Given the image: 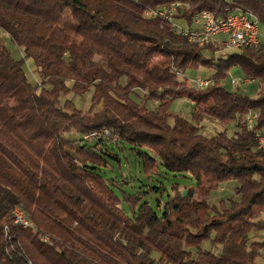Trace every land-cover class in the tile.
<instances>
[{
  "label": "trees",
  "instance_id": "1",
  "mask_svg": "<svg viewBox=\"0 0 264 264\" xmlns=\"http://www.w3.org/2000/svg\"><path fill=\"white\" fill-rule=\"evenodd\" d=\"M172 4L185 28L205 12L250 14L260 45L217 59L145 16ZM201 68L216 77L199 90L186 74ZM236 70L255 98L221 86ZM90 94L88 112L66 99ZM205 124L220 129L204 136ZM262 138L264 0H0V264H264ZM127 151L136 188L103 176ZM171 178L196 189L169 192ZM224 187L235 198L196 200ZM16 209L33 228L15 225Z\"/></svg>",
  "mask_w": 264,
  "mask_h": 264
},
{
  "label": "rangeland",
  "instance_id": "2",
  "mask_svg": "<svg viewBox=\"0 0 264 264\" xmlns=\"http://www.w3.org/2000/svg\"><path fill=\"white\" fill-rule=\"evenodd\" d=\"M3 40H4V44L6 45L7 49L11 52L13 58L15 60H22V51L9 39V37L4 35ZM217 50H218V53L215 56V58L217 59L225 55H233L236 53L234 51L226 52L221 49L220 50L217 49ZM25 70H26L27 76L30 79V81L32 83H37L39 78L37 77L36 69L32 61H26ZM215 77H216V72L214 69L201 68L198 71H189L186 74V78L192 84H194V82H196L197 80L208 81L210 79H214ZM233 81L240 82L238 86L239 88L233 84ZM244 81H245V78L243 74L239 70H236L228 75V77L221 83V86L228 92L245 94L247 96H251L252 98H255L256 95H258L260 91L259 84H252V86H248L244 84ZM66 99L72 100L77 110L79 111L88 112L91 108V94L85 96L84 98H78V97H74L73 95H71V96L66 97ZM173 110L176 113L182 114L184 116H188L191 111V107L187 101H181L174 105ZM215 127L216 128H213V126L205 124V129H204L205 133H203V135L210 136L214 134L216 130L220 129L218 126H215ZM66 139L71 142H79L81 140V137H79L75 133H71L66 136ZM120 158L122 160L121 169L119 168L117 164L112 163V167L106 170L103 176L106 179H118V180L121 179L122 174L124 175V177L131 176L134 179V183L132 184V186H135V188L138 187L140 185V180H144V179L141 177L140 170L137 168L134 156L131 154V152L127 151L125 152L124 155L121 154ZM174 185H179L180 188L183 190H195L196 189L195 182L191 180L171 178L165 182V186L169 192L172 190V186ZM233 198H235L233 195V190L229 187H224L221 190H219L217 194H211L207 198L199 193L196 194L197 201L205 200L209 205L216 204L220 200L227 201ZM155 201L156 200L152 201L153 208H155ZM125 210L128 214L130 213L127 207H125ZM203 249L215 254L218 257L222 255V250H220V248L213 247L211 243H205L203 245Z\"/></svg>",
  "mask_w": 264,
  "mask_h": 264
},
{
  "label": "built area",
  "instance_id": "3",
  "mask_svg": "<svg viewBox=\"0 0 264 264\" xmlns=\"http://www.w3.org/2000/svg\"><path fill=\"white\" fill-rule=\"evenodd\" d=\"M181 8V4H172L160 11L148 12L145 16L151 21H156L158 18H166V22H172L171 32L175 36L188 42H195V46H212L226 52L234 51L237 53L245 48L256 49L260 45V26L250 14H229L224 18H217L212 14H201L194 19L191 28H185L175 21L178 10ZM194 84L199 90H202L213 85V81L197 80ZM233 84L238 87L240 82L233 81ZM244 84L250 86L253 83L245 80ZM256 117L257 115L253 114L249 120L250 130H252V122ZM260 142L263 146L264 138ZM15 223L19 227L29 229L26 222L22 221V218L17 213ZM44 242H47V239Z\"/></svg>",
  "mask_w": 264,
  "mask_h": 264
},
{
  "label": "bare ground",
  "instance_id": "4",
  "mask_svg": "<svg viewBox=\"0 0 264 264\" xmlns=\"http://www.w3.org/2000/svg\"><path fill=\"white\" fill-rule=\"evenodd\" d=\"M202 14H212V13L205 12ZM231 14H239V12H235V13H231ZM212 15H214V14H212ZM251 17H253V16L251 15ZM158 20L165 22L167 25H169L170 29H172V22H166V18H158ZM188 43L195 45V42H188ZM16 213L19 217L22 218V221L26 222V224L28 225L29 228H33V225L27 220L25 214L20 209H16L14 211L15 222H16ZM15 225H16V223H15ZM16 226H19V225H16Z\"/></svg>",
  "mask_w": 264,
  "mask_h": 264
},
{
  "label": "water",
  "instance_id": "5",
  "mask_svg": "<svg viewBox=\"0 0 264 264\" xmlns=\"http://www.w3.org/2000/svg\"><path fill=\"white\" fill-rule=\"evenodd\" d=\"M185 195H186V193L183 194V196H185Z\"/></svg>",
  "mask_w": 264,
  "mask_h": 264
},
{
  "label": "crops",
  "instance_id": "6",
  "mask_svg": "<svg viewBox=\"0 0 264 264\" xmlns=\"http://www.w3.org/2000/svg\"><path fill=\"white\" fill-rule=\"evenodd\" d=\"M191 105V104H190Z\"/></svg>",
  "mask_w": 264,
  "mask_h": 264
}]
</instances>
